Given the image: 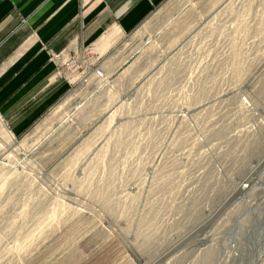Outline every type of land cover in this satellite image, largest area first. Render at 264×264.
Returning <instances> with one entry per match:
<instances>
[{
	"label": "rangeland",
	"instance_id": "rangeland-1",
	"mask_svg": "<svg viewBox=\"0 0 264 264\" xmlns=\"http://www.w3.org/2000/svg\"><path fill=\"white\" fill-rule=\"evenodd\" d=\"M84 57L0 122V264H264V0H163Z\"/></svg>",
	"mask_w": 264,
	"mask_h": 264
},
{
	"label": "crops",
	"instance_id": "crops-1",
	"mask_svg": "<svg viewBox=\"0 0 264 264\" xmlns=\"http://www.w3.org/2000/svg\"><path fill=\"white\" fill-rule=\"evenodd\" d=\"M162 1L0 0V122L4 130L25 134L72 89L73 79L64 67L70 56L84 60L90 49L104 56ZM83 72L78 76L81 81L90 77L85 75L87 69Z\"/></svg>",
	"mask_w": 264,
	"mask_h": 264
},
{
	"label": "built area",
	"instance_id": "built-area-1",
	"mask_svg": "<svg viewBox=\"0 0 264 264\" xmlns=\"http://www.w3.org/2000/svg\"><path fill=\"white\" fill-rule=\"evenodd\" d=\"M71 64H72V66H76L77 62L76 61H72ZM96 74H98L100 76H104L103 71H97ZM85 81H87V80L85 79Z\"/></svg>",
	"mask_w": 264,
	"mask_h": 264
},
{
	"label": "bare ground",
	"instance_id": "bare-ground-1",
	"mask_svg": "<svg viewBox=\"0 0 264 264\" xmlns=\"http://www.w3.org/2000/svg\"><path fill=\"white\" fill-rule=\"evenodd\" d=\"M96 76H97V77H103V76H100V75H98V74H96ZM254 259H255V258H254ZM256 260H257V259H256ZM253 262H254V261H253Z\"/></svg>",
	"mask_w": 264,
	"mask_h": 264
},
{
	"label": "water",
	"instance_id": "water-1",
	"mask_svg": "<svg viewBox=\"0 0 264 264\" xmlns=\"http://www.w3.org/2000/svg\"><path fill=\"white\" fill-rule=\"evenodd\" d=\"M254 264H256V261H254Z\"/></svg>",
	"mask_w": 264,
	"mask_h": 264
}]
</instances>
